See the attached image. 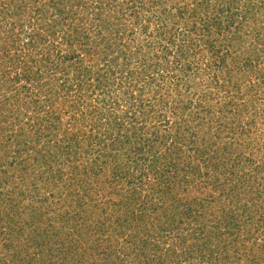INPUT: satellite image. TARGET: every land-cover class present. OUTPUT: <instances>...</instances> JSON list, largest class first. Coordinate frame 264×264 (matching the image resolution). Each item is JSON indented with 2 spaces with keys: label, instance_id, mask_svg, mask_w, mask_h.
I'll return each instance as SVG.
<instances>
[{
  "label": "rangeland",
  "instance_id": "rangeland-1",
  "mask_svg": "<svg viewBox=\"0 0 264 264\" xmlns=\"http://www.w3.org/2000/svg\"><path fill=\"white\" fill-rule=\"evenodd\" d=\"M62 1L0 0V264H154L155 253L161 264L264 257V186L249 190V162L236 163L237 153L264 162V0H65L54 17ZM54 21L60 25L50 30ZM229 33L237 39L226 48ZM149 39L157 44L149 57L161 63L152 74L155 103L167 117L159 133L172 137L156 143L151 130L141 148L122 132L112 145L97 113L124 118L127 105L110 112L103 90L79 89L78 63L68 58L55 69L47 57L78 52L100 71L136 68L131 51ZM68 73L73 89L65 91ZM142 109L136 115L149 110ZM48 111L64 124L40 141L37 121L51 124ZM131 145L142 151L132 154ZM235 216L243 229L230 222ZM207 234L215 248H207Z\"/></svg>",
  "mask_w": 264,
  "mask_h": 264
},
{
  "label": "trees",
  "instance_id": "trees-1",
  "mask_svg": "<svg viewBox=\"0 0 264 264\" xmlns=\"http://www.w3.org/2000/svg\"><path fill=\"white\" fill-rule=\"evenodd\" d=\"M68 3H69V1H67V3H66L64 0L58 4H55V7H53V9L55 11L54 17H57L58 16L57 14H59V15L62 14L63 9H60V8H62L61 6L66 5V7H68V5H69ZM85 6L87 7V8H85V12L87 13V15H90L91 8L88 7L86 4H85ZM64 10H66V9H64ZM15 15L19 16V17L22 16L20 13H15ZM45 18H47V17H45ZM56 24H57V27L60 25V23L58 21L50 22V24H49V26L51 28L50 30H53L55 28ZM231 27L232 26H230L228 29L229 32H231ZM218 28L221 31H223L221 25H219ZM196 31H198V30H196ZM205 32H207V29L201 30V33H205ZM239 32H240V28H239ZM85 34H87V33H85ZM226 34H227V30H226ZM6 35H8V34H6ZM199 35L200 34H198V36ZM218 35L222 36L221 32ZM4 36H5V34H4ZM4 36L0 35V38H1L0 39V46H1L0 48L1 49H4L1 45L2 44L1 40H6V37H4ZM87 36H88V34H87ZM229 36L230 37H228L226 40V48L228 46L229 47L233 46L235 43V39H237V37H232L234 35H230V33H229ZM104 37L105 36H102V38H104ZM209 37L211 38V33L209 34ZM86 40H87L86 41L87 45L89 46L90 43H89L88 37L86 38ZM141 42L142 41H140L139 43H136L137 47L135 48V50L131 51L132 54L138 55V57H139V59H137L138 60L137 61L138 66L136 68H131V65H129V63H126L124 69L120 65H118L117 68H115V69L103 68L100 71L99 67L95 68V66H99V65H94V63H91L93 61H91L88 65L85 64V61L83 60V57L85 55L82 53H78L76 51H75L76 53H74V55H72V56L67 55L65 57H59L57 62H55L56 61L55 59L52 60L51 57H47V60L51 61L54 64L55 69H59V68L61 69L62 67H64L65 62L68 58H72L73 63L74 62L78 63L79 65H78L77 70L79 72V74H78L79 76H77V77H80V79H82L79 82L80 85H78L79 89L80 90H86L88 88V90H90L91 92L97 90L98 88L103 90L104 97L102 99V102L107 101L108 96L111 98L110 104H112V106L108 107V108H110V112L114 111L113 107H115V110H117L118 107L120 108L122 100H123L124 104L127 105L126 108L128 110L124 114L127 116H125L124 118H121L123 115H121V114L118 115L117 111H116L115 115L112 113V115H104L103 116L100 112L97 113V116L99 119L98 125H100V124L104 125L105 131L107 130L109 132L107 135L110 136V139L112 140V142H111L112 145H117V143L119 144L120 139L122 137H126V135L122 136V132H126L129 134V136L126 137L127 144H129L132 141L131 139H133V141L136 139L137 145H140L141 148H142V144L145 142V138L150 136L149 131H151V130H154L153 132H151V135L152 136L154 135L156 137L155 138L156 143L160 142V140H165V139L172 137L171 130H167V132L165 130L164 131L162 130L159 133V129H161V126H159L161 121L159 123L158 120L162 119V117H166V115H164L162 112L158 111V109H157L158 106L160 108H162V106L158 105L156 107L155 102L158 101L159 97L157 96V94L153 90V86H154V84L156 86H159V83H158L159 81L152 74H156V75L159 74V69H160L161 63H159V61H158V55H153V56L149 57L152 54V52L146 50V49H151V47L153 45L156 46L157 44H155V42H153L151 40L146 41L147 45L145 43H141ZM70 43H72V42H70ZM206 45L211 46V48H215V43L212 41H206ZM34 47H36V46L34 45ZM243 47H244V45H240L239 48L241 49ZM92 48L87 51V54L90 56L91 59L96 60V56H98V54H93L91 51ZM35 49L36 48H34V50ZM112 59H113L112 61L115 62V59L114 58H112ZM49 61H47V62H49ZM104 66L105 65H103V67ZM27 68L28 69L26 71L29 73H31V71H34V69H32L33 66H32V68L30 66ZM30 77L32 78L31 74L28 76V79ZM68 80H71L69 73H68V77L66 79L65 84L61 85L65 91H67V90L70 91L67 88L73 89V85L71 87H67L68 86ZM156 81H158V82H156ZM140 82H142L141 86H139ZM147 86H149V88L147 89L148 91L146 90ZM258 86L260 88L264 89L263 84L262 85L260 84ZM148 93H153L155 95V97H156L155 101L153 103H151V101H148V103L146 102L144 104L143 103L144 99H142L141 97L146 96V94H148ZM58 94H60V93H58ZM60 96H61V94H60ZM138 98H140V102L138 101ZM114 99H115V101H114ZM142 107H144V108L147 107V108H149V110L143 112V114L141 113L142 114V117H141V115H136V113L139 112L140 109H141V111H143ZM129 108H132L131 115H128L130 113V112L128 113ZM44 111H46V110H44ZM44 111H43V113H44ZM51 112H53L57 115L55 110L51 109ZM51 112L48 111L46 113V114L50 113V115H51V117H50L51 118L50 120L52 121L51 124H50V121L46 120L44 122V120H41V119H43V117L40 118L41 123H40V121H37V122H39L38 127L36 128L37 140L41 141V140H46V139H52L51 136H52V133L54 132L53 130H59L61 127H63L64 119L62 117L61 118L57 117V116L55 117V115H52ZM84 114H86V116H88L87 111L84 112ZM91 115H93V114H91ZM140 117L143 120H145L146 122L138 124L140 121L139 120ZM151 120L152 121L155 120V124H152ZM166 120L167 119H165V121ZM105 121H108V123H105ZM164 123L162 122V124H164ZM167 123L168 122H166V124ZM148 124H150L151 127ZM120 134H121V136H120ZM73 135H71V136H73ZM82 135L85 136L86 132H84V133L82 132ZM155 141H153V144H156ZM147 145L148 144L146 143V144H144L143 147H146ZM133 146L134 145L129 146L131 148L132 154L137 155L138 152L140 153L142 151V149H140L139 147L133 149V151H132ZM223 155L226 156V153L223 152ZM243 157H244L243 155H240L239 153H237V156H236L237 162L236 163H237V165L242 164L244 166L245 164L247 165V163L249 162L250 163V164L248 163L249 170H250L249 172H251V176H252V177L244 180V184L248 187L249 190L254 188V185L258 186V188L260 189L261 187L264 186V162L262 160H260V161L250 160L247 157L245 160V159H243ZM132 158H133V162L138 163L139 160L136 159V156L135 157L133 156ZM239 159L240 160L243 159V162L241 163V161ZM123 173H124V175H128L127 172L125 173L123 171ZM250 218L252 220L251 215H250L249 219ZM230 222L234 226H237L238 228L240 227V225L238 224L239 216L238 217L235 216L233 221L231 220ZM239 229L241 230V229H243V227H240ZM207 237H208L207 242H206V245L208 246L207 248L208 249L215 248L211 245L212 238L210 237V234L209 235L207 234ZM229 245L230 244H228L226 246V248ZM183 252H184V254H187V255L189 254V256H192L191 255L192 253L190 252L189 249H185V250H183ZM155 254L157 255V253H155ZM263 254H264V252H263ZM156 255L153 256V263L154 264H157V262H158ZM144 256L147 257L146 255H144ZM157 256L160 260L159 255H157ZM262 256L256 257V255L254 254L246 262L248 264H258V262L262 261V259L264 261V257H262ZM200 257H201V259H205L203 261L204 263L218 264V262H223L222 258L215 257L214 255H211L210 257H205V256L203 257V255H201ZM60 260H63V259H60ZM148 261H149L148 259H145L144 264H148L147 263ZM160 261L158 262V264H161ZM64 262H65V259L63 260L62 263L56 262L55 264H63ZM100 264H104V263L102 262Z\"/></svg>",
  "mask_w": 264,
  "mask_h": 264
}]
</instances>
